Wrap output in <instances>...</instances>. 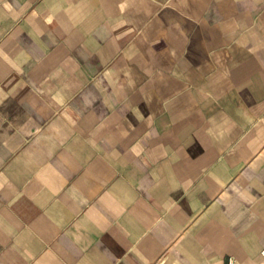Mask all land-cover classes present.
<instances>
[{"label": "crops", "instance_id": "obj_1", "mask_svg": "<svg viewBox=\"0 0 264 264\" xmlns=\"http://www.w3.org/2000/svg\"><path fill=\"white\" fill-rule=\"evenodd\" d=\"M264 0H0V264H264Z\"/></svg>", "mask_w": 264, "mask_h": 264}, {"label": "built area", "instance_id": "obj_2", "mask_svg": "<svg viewBox=\"0 0 264 264\" xmlns=\"http://www.w3.org/2000/svg\"><path fill=\"white\" fill-rule=\"evenodd\" d=\"M264 253V252H263Z\"/></svg>", "mask_w": 264, "mask_h": 264}]
</instances>
